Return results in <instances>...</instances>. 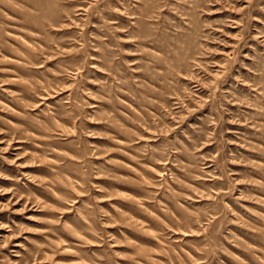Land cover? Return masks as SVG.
<instances>
[{"label": "rangeland", "instance_id": "374dc122", "mask_svg": "<svg viewBox=\"0 0 264 264\" xmlns=\"http://www.w3.org/2000/svg\"><path fill=\"white\" fill-rule=\"evenodd\" d=\"M0 264H264V0H0Z\"/></svg>", "mask_w": 264, "mask_h": 264}]
</instances>
